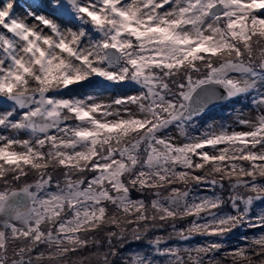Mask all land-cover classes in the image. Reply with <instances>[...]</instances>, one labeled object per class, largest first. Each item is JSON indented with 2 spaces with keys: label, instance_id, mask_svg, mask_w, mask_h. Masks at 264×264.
Returning a JSON list of instances; mask_svg holds the SVG:
<instances>
[{
  "label": "trees",
  "instance_id": "trees-1",
  "mask_svg": "<svg viewBox=\"0 0 264 264\" xmlns=\"http://www.w3.org/2000/svg\"><path fill=\"white\" fill-rule=\"evenodd\" d=\"M104 11L105 16H100L78 9L79 23L96 36L102 32L105 39L98 38L93 60H86L87 67L73 76L75 80L91 77L90 66L102 58L103 43L112 41L107 5ZM217 17L227 40L217 47L206 43L210 50L171 47L155 40L153 33L137 38L121 29L128 40L122 43V70L117 78L142 87L149 95L152 110L143 123L123 121L112 130L87 123L73 110L79 104L58 93L67 90L60 76L61 63L44 68L37 57L31 58L13 80L0 67V99L12 105L11 114L21 109L12 97L39 96L42 91L50 100L47 106H53L66 130L88 145L85 152L65 153L56 150L59 142L45 133L38 148L19 151L18 159H6L0 148V195L27 188L33 212L39 213L28 218L27 226L0 228V264H140L133 249L154 242H162L159 249L164 251L154 253L156 264H264V235L258 234L264 229V207L259 208L264 206V153L252 151L256 142H264V124L247 133L226 134L227 145L218 159L206 157L202 147L193 146L194 141L179 147L177 153L160 151L170 147L164 139L166 145H157L160 138L154 123L171 114L185 100L182 93L207 77L212 68L232 60L264 71V20L249 11L241 21ZM9 33L10 26L0 12V52L5 50V34ZM142 42V60H136V65L128 63L127 58ZM159 94L172 102V108L158 101ZM255 95L252 89L241 90L220 105L180 122L187 134L189 129L197 133L211 117L223 115V110H231L236 103L252 105ZM81 131L88 135L78 136ZM246 137L249 142H242ZM151 153L157 158L153 162L163 163L162 171L148 162ZM114 154L119 167L100 162ZM140 178H145L146 184L139 182ZM41 186L59 193L61 201L50 208L38 197V189L35 192ZM204 189L214 196L213 202L187 198ZM182 193L185 203L172 202L173 195ZM95 201V208L84 210L81 206ZM217 208L224 215L208 217ZM236 222L241 226L236 236L223 239L209 234Z\"/></svg>",
  "mask_w": 264,
  "mask_h": 264
},
{
  "label": "rangeland",
  "instance_id": "rangeland-1",
  "mask_svg": "<svg viewBox=\"0 0 264 264\" xmlns=\"http://www.w3.org/2000/svg\"><path fill=\"white\" fill-rule=\"evenodd\" d=\"M219 1L221 9L215 11L219 14L212 15L208 10L210 5L218 0H77L75 7L63 0H0V11L5 22L11 26L10 33L5 34L6 49L0 52V67L11 80L24 71L25 65H29L30 59L35 57L39 58L47 68L62 63L67 74L74 75L81 71L84 68L82 57H89L92 61L98 38L101 40L105 37L100 31L96 36L88 27H83L79 23V7L105 16L104 7L106 4L109 5L111 11L109 21L112 24L109 33L112 34V41L127 42L125 33L120 31L122 27L133 30L137 35L141 34L139 32L152 31L151 27H154L161 31L158 32L159 39L170 34L171 39L179 40L178 43L176 41L173 43L190 48L202 46L201 42L217 47L227 40L218 25V15L227 16L230 22L241 21L249 11L250 14L264 19V0ZM112 8H118L125 16L122 13L116 14ZM143 43L131 52L134 56H142L145 47ZM103 55L102 53V58L95 63L98 72L92 78L58 93H64L67 99L82 105L90 118L95 119L100 126L103 124L113 127L114 124L118 125L123 121L129 124H134L136 121L145 122L152 110V101L148 100L149 95L142 87L123 82L117 83L111 71L121 73L122 68L118 63H112V59L103 60ZM203 80L221 82L229 96L241 90L252 89L256 94L252 99L254 103L252 105L244 102L236 103L231 110H223V115L217 114L211 117L203 124L201 131L192 134L193 130L189 129L191 133L189 135L190 133L186 132L187 128L180 122L182 118L180 114L183 110L180 102L171 114L154 123L155 133L170 143V147L161 146L164 149L161 148L160 151L167 153L172 149L177 153L180 151L179 147L187 142L189 144L192 141L195 143L205 141L207 144L204 152L210 156H217L227 145L224 140L226 134L247 133L264 123L263 70L249 69L241 63L228 60L217 68H212ZM198 81L182 93L185 96L182 103H185L189 92L197 86ZM12 100L23 107L15 115L9 112L12 105L0 99V148H3L4 153L11 152L7 156H14L18 151L26 152L30 148H38V141L45 133L55 142H59L55 147L58 151L65 153L87 151L86 141L66 130L64 123H61L53 113V106L46 105L48 100L44 99L42 93L39 96L27 95L24 98L15 96ZM158 101L167 105L168 109L173 106L164 95L159 94ZM85 125L84 123L83 127L87 128ZM160 144L166 145L158 141L157 145ZM252 151L264 153V142H256ZM154 156L151 153L148 162L155 170H162L163 163L153 162L157 160ZM111 158H104L100 162H105L113 168L119 167L118 155L114 154ZM37 189L38 197H42L50 208L62 199L59 193L45 186L36 188L35 192ZM209 192L204 189L187 198L192 200L198 197L213 202L214 196ZM184 197L186 198L184 193L173 195L172 202L181 205L185 203ZM81 206L84 210L88 207L95 208L96 201L84 202ZM33 207L30 205L27 188L0 195V228L4 225L27 226L28 218L39 215L33 212ZM263 207L259 205V208ZM217 209L210 212L208 217L212 219L222 217L224 211ZM200 220H203V217ZM261 231L264 234V229ZM149 244L151 243L133 249V257L137 263L156 264L158 257L154 253L162 252L163 249H159L162 242Z\"/></svg>",
  "mask_w": 264,
  "mask_h": 264
},
{
  "label": "water",
  "instance_id": "water-1",
  "mask_svg": "<svg viewBox=\"0 0 264 264\" xmlns=\"http://www.w3.org/2000/svg\"><path fill=\"white\" fill-rule=\"evenodd\" d=\"M71 2L74 6L76 5V0H67ZM220 2H215V4L210 5L208 10L209 14H215V11L220 10ZM105 61L112 59L114 62L118 61V51L115 46L109 45L104 49ZM188 95L185 103L181 104L183 109L181 116L188 119L190 116L199 114L201 111L209 109L211 106L220 104L226 97L228 92L222 86V84L216 81H201L195 86ZM240 232V226L238 224L227 227L222 230H216L212 232L213 235H219L221 237H231Z\"/></svg>",
  "mask_w": 264,
  "mask_h": 264
}]
</instances>
